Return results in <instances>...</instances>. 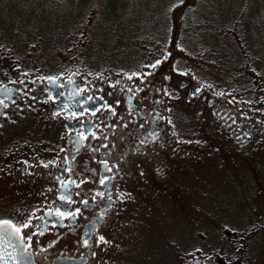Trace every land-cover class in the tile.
<instances>
[{
	"label": "rangeland",
	"instance_id": "obj_1",
	"mask_svg": "<svg viewBox=\"0 0 264 264\" xmlns=\"http://www.w3.org/2000/svg\"><path fill=\"white\" fill-rule=\"evenodd\" d=\"M169 65L168 100L185 118L176 127L181 149L172 151L179 176L167 187L126 186L92 264H187L194 234L196 243L202 237L220 250L221 242L245 264H264V135L249 154L237 153L208 109L182 105L178 84L213 95L219 83L222 102L264 120V0H0V79L15 67L57 77L68 66L94 78L144 79ZM21 187L0 178V220L28 234L39 198ZM36 254L49 264L47 252Z\"/></svg>",
	"mask_w": 264,
	"mask_h": 264
},
{
	"label": "flooded vegetation",
	"instance_id": "obj_2",
	"mask_svg": "<svg viewBox=\"0 0 264 264\" xmlns=\"http://www.w3.org/2000/svg\"><path fill=\"white\" fill-rule=\"evenodd\" d=\"M70 69L46 77L15 67L4 70L0 79V178L21 182V189L39 198L31 202L39 213L28 234L20 233L37 264L36 250L47 252L49 264H75L77 259L92 264L126 186L142 181L147 188L150 181H164L167 187L180 173L172 151L180 148L176 127L185 118L168 100L175 92L170 65L144 79L132 75L122 80L109 71L94 78ZM178 82L182 105L208 109L237 153L249 154L263 138L264 120L245 118L222 102L223 85L212 84L210 95L188 80ZM185 155V166H192ZM57 211L75 215L59 217ZM193 238L187 264H245L233 248L220 242L216 250L212 240L199 237L196 243Z\"/></svg>",
	"mask_w": 264,
	"mask_h": 264
},
{
	"label": "water",
	"instance_id": "obj_3",
	"mask_svg": "<svg viewBox=\"0 0 264 264\" xmlns=\"http://www.w3.org/2000/svg\"><path fill=\"white\" fill-rule=\"evenodd\" d=\"M0 264H37L33 254L26 249L24 239L21 240L13 228L3 225H0Z\"/></svg>",
	"mask_w": 264,
	"mask_h": 264
},
{
	"label": "snow or ice",
	"instance_id": "obj_4",
	"mask_svg": "<svg viewBox=\"0 0 264 264\" xmlns=\"http://www.w3.org/2000/svg\"><path fill=\"white\" fill-rule=\"evenodd\" d=\"M154 66L155 65H153V67ZM129 79H131V77H129ZM88 99H91V97H89ZM85 102H87V101H85ZM92 114L95 115V111H93ZM78 135H80L81 139H86L87 138L83 133H79ZM65 187H67V186L65 185ZM61 199H66V198L65 197H61ZM67 202L71 203V200L67 199ZM56 215H58L59 217H65L66 215H70V216L74 217L75 213H65V212L57 211ZM0 225H3L5 227H7V228H13L15 233L17 234V236H19V238L21 240L23 239V236H20V233H21V228L20 227H16V226L10 224L9 221H0ZM22 227L27 228V227H29V224L26 223ZM101 240H103L102 237H101ZM85 244H87V241H85Z\"/></svg>",
	"mask_w": 264,
	"mask_h": 264
},
{
	"label": "trees",
	"instance_id": "obj_5",
	"mask_svg": "<svg viewBox=\"0 0 264 264\" xmlns=\"http://www.w3.org/2000/svg\"><path fill=\"white\" fill-rule=\"evenodd\" d=\"M58 32H61V31H58Z\"/></svg>",
	"mask_w": 264,
	"mask_h": 264
}]
</instances>
